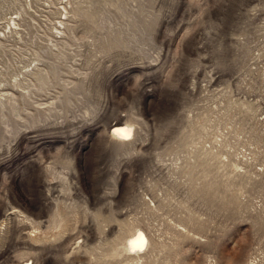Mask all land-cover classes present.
Instances as JSON below:
<instances>
[{"label":"rangeland","instance_id":"374dc122","mask_svg":"<svg viewBox=\"0 0 264 264\" xmlns=\"http://www.w3.org/2000/svg\"><path fill=\"white\" fill-rule=\"evenodd\" d=\"M0 264H264V0H0Z\"/></svg>","mask_w":264,"mask_h":264},{"label":"bare ground","instance_id":"6f19581e","mask_svg":"<svg viewBox=\"0 0 264 264\" xmlns=\"http://www.w3.org/2000/svg\"><path fill=\"white\" fill-rule=\"evenodd\" d=\"M112 129L114 130L115 135L117 137H120V140L128 139L133 134V130L131 127L122 125L119 122L114 124ZM146 242L147 240L145 235L139 231L136 235L128 239L127 248L131 251L132 250L141 251V249H143Z\"/></svg>","mask_w":264,"mask_h":264}]
</instances>
